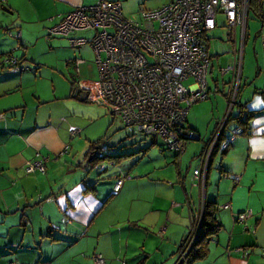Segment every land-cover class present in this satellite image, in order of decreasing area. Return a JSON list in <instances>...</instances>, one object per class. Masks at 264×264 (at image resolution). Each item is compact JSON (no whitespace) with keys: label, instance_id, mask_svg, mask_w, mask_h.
<instances>
[{"label":"crops","instance_id":"0c3cea01","mask_svg":"<svg viewBox=\"0 0 264 264\" xmlns=\"http://www.w3.org/2000/svg\"><path fill=\"white\" fill-rule=\"evenodd\" d=\"M96 1L0 0V8L5 11L0 20L7 22L8 25L5 26L9 28L21 29L23 39L26 37L25 30L31 26V23L39 24L40 32L54 26L68 12L79 6L94 4ZM111 1L120 2L123 15L127 18L121 0ZM169 1L163 0L159 6L146 9V6H143L144 0H138L136 2L138 9L133 11V7L128 10V13H137V17L140 18L141 9H155ZM137 22L143 25L141 20ZM227 28L233 32L235 42L237 31L239 32L240 47L243 49L246 28L245 31L239 25L235 28ZM258 36H261L260 31H258ZM22 39L17 41V47H24ZM84 45L87 44L80 46ZM11 46L12 44L7 45L1 40L0 56L2 53H7L3 50L17 49L16 46ZM236 52L238 53L234 50V55ZM22 57L24 58V55L18 60ZM255 57L258 64L255 80L260 79L259 83L264 86V50L260 57L256 54ZM2 60L0 57V114H2L0 118V264L11 262L15 264H56L53 261L60 253H65L63 256L67 258L70 257L73 252L69 251V246L89 233L90 223L104 208L102 206L105 199L102 201L101 197L107 187H98L100 182L98 178L85 180V176L88 178L87 173L92 169L88 158L83 165L84 170L79 174L62 178L57 175V168L61 166L69 168L72 165L65 158L69 150L67 136L74 135L75 130L66 135L67 132L64 133L58 129L51 120L46 123H37V121L27 123L24 120L27 103L19 97V91L24 88V76L19 70L8 68ZM84 63L85 61L79 64V73L80 66ZM209 73H211L210 69ZM97 84L98 79L95 81L80 80L74 83L78 95L71 94L70 86L69 96L79 100L80 97L86 96V99L80 101L100 103L90 96L98 93ZM208 88L211 90L209 84ZM215 88L217 89V86ZM10 94L15 96L10 98L8 97ZM255 94L259 93L256 91ZM238 96L240 97V89ZM252 102L244 104L248 111L253 112L247 131L236 136L226 150L214 152L205 174V185L202 182L203 172L198 177H195L192 172L194 183L190 186L196 188V204L192 202L191 194H187L185 181H182L180 192L173 190L174 200L169 203L170 210L165 213L162 209L164 206L162 200H165L164 195L167 196V191L164 193L163 190L160 191L163 188L150 186L163 177H153L151 171H146L140 175L135 174L133 179L139 180L146 176L147 182L128 184L127 180L123 179L125 173L122 170L115 172L111 182L123 176L122 185L116 193H112L110 191L112 187H110L108 193L119 195L125 191L135 195L136 204L132 205L135 210H130L128 214L132 223L130 227L133 229L134 241L129 243L127 238L125 245H119L120 248L101 250L100 254L104 259V264H137L140 259L143 260L142 264H176L180 242L183 240V243L200 226V221H202L200 213H202L205 200L215 202L216 217L222 228L208 243L206 256L192 264H264V257L261 254L264 249V119L257 118L258 109L253 106ZM263 105L261 101L258 106ZM187 116L186 126L194 130L188 124ZM220 116L221 111L218 113V121L213 131L204 140L203 147L222 119ZM233 124L234 122L228 124L227 132L234 126ZM197 136L200 139V135L197 134ZM189 142L185 144L181 153L166 150L161 154L164 155L165 152L174 154L173 162L176 163L177 157L185 152ZM216 154L221 155L217 163L218 173L214 172L213 168V158ZM36 158H44V174L40 171L30 173L26 171L27 162ZM200 164L201 160L193 171L200 168ZM96 167L100 172L105 171L103 164ZM224 173L239 175V182L234 183L231 178L225 177ZM179 178L180 182L181 178ZM174 183L166 181L167 186L172 189ZM91 184H94V190L86 192V187ZM176 203H180L178 208L175 207ZM247 209L251 210V215L241 222L238 221L237 214ZM171 212L175 224H172L173 229L169 232L167 227L169 228L170 224L166 225V223L171 220L169 217ZM161 225L162 227L158 230ZM55 246H61L64 250H54Z\"/></svg>","mask_w":264,"mask_h":264},{"label":"rangeland","instance_id":"374dc122","mask_svg":"<svg viewBox=\"0 0 264 264\" xmlns=\"http://www.w3.org/2000/svg\"><path fill=\"white\" fill-rule=\"evenodd\" d=\"M137 1L121 0V3L129 19L141 20L143 24L142 19L137 17V13H128V10L133 7V11L138 9L136 6ZM162 1L144 0L143 6H146V9L153 8L159 6ZM3 13L5 11L0 8V19L4 16ZM216 22L217 26L215 30L209 31L207 36L204 37L205 43L208 45L207 54L211 64V73L207 77L211 90H209L206 99L192 103L187 109L188 116L186 115L188 117V124L200 135V139L190 141L187 144L185 152L177 157V167V162H173L175 158L174 154L168 152H165L164 155L161 154V152L168 150L162 145L161 141L154 142L152 145L150 144V147L142 153L122 158L120 163H115L113 159L104 157L118 153H136L149 146L151 137H144V140H141L140 137H136L140 135L130 136L120 119L110 114L108 109L98 102L80 101L78 98L72 96L70 98L69 89L71 82L77 83L80 80L95 81L99 79L94 62L95 54L90 45L87 44L88 46L84 45L75 48L70 45L67 37L49 35L48 31L50 27L39 32V24L34 25L32 23L30 27L26 28V37L22 39L23 31L21 29L10 27L9 31L12 34H9L5 30L6 27L9 29V26H5L8 23L0 20V41L2 40L7 45L12 44L11 47L18 45V38L15 32L20 30V38L25 44L24 47L16 46V50H3L7 53H2L0 56L3 59L2 61H4L8 57L18 59L24 55L25 60L21 61L22 69L20 70L24 76V88L19 91V97L27 103L24 120L27 123L30 121L46 123L51 120L58 129L64 133L67 132L66 135L72 130L79 131H76L77 133L74 135L67 136L69 150L65 160L72 165L69 168L66 166L57 168V175L62 178L73 174L77 175L80 171H83V165L87 160L85 152L89 149V143L93 142L95 144L94 147L97 148V156L104 157L99 160L98 165L103 164L105 171L100 172L98 167H96L87 173V176L90 178H86L85 174L83 176H85V180L98 178V182H100L97 186L100 188L107 187L101 197L102 201L110 194L108 192L109 188L113 186L111 182L112 176L116 171L122 170L125 173L123 179L127 180L128 184H136V182L144 184V182H147L146 176L139 180L133 179L135 174L140 175L141 173H146V171H151L153 177H163L160 178V181H155L154 185L150 184V186L152 188L155 186L163 188L160 191L163 190L164 193L167 191V196L164 195L165 200H162L164 205L162 209L165 213L167 210H170L169 203L174 200L173 190L175 189L177 192H180L182 181H185L187 194H191V200L196 204V188L190 186L194 183L192 181V172L200 162V157L198 156L203 147V142L213 131L214 125L218 121L219 111H221L222 116L226 109L227 100L225 95L228 94V80L231 76V71L221 74V70L233 65L234 50H237V54H239V50L241 49L239 32L237 31L235 42L233 32L227 28L224 16L219 12L216 15ZM260 25L259 18L252 11L251 13L249 12L245 44L242 49L241 74L239 78L240 97L238 96L237 103L244 105L253 101V106L258 109L256 111V115L258 114L257 118L261 117L264 119V105L258 106L261 101L264 104V97L261 94H255L256 91L264 90V86L259 83L260 79L255 80L257 78L258 65L255 54L260 57L262 50H264L261 36H258ZM92 35L93 32L91 30H83L71 33L69 37H89ZM206 39L208 40L206 41ZM75 59L85 61L80 66V73L78 75L71 63ZM193 81V78L190 77L184 80L183 83L184 85H189ZM216 86L217 89L215 88ZM13 96L15 95L10 94L8 97L13 98ZM247 109L246 107L245 110ZM235 111L236 106L233 109V112ZM19 114L21 115V112ZM192 154L194 156H191ZM220 156V154H216L213 158L214 172L217 173V163L221 158ZM167 180L175 182L173 189L167 186ZM208 187L210 189V186ZM110 191L112 192V188ZM135 204V195L131 192L126 193L123 191L119 195H112L106 204L102 206L104 207L103 209L101 208L102 211L99 214L97 213L98 215L96 214L95 220L90 223V230L87 236L69 246V251L73 252L70 254V257L67 258L63 256L65 253H60L53 263L94 264L95 256H102L100 254L101 250H113L118 248L120 244L125 245L127 238L129 243L134 241L132 237V234H134L133 229L130 227L132 223L128 218V214L130 210H135V208H132V205ZM179 205L180 203H176L175 207L178 208ZM172 214L171 212L169 215L171 218L170 222L166 223V225L170 224L169 228L167 227L169 232L173 229L172 224H175ZM162 225L158 227V230ZM45 246L48 247L46 244ZM58 249L64 250L61 246L54 247V250ZM84 250L85 252H83ZM73 255L74 257H72Z\"/></svg>","mask_w":264,"mask_h":264},{"label":"built area","instance_id":"2783aa9c","mask_svg":"<svg viewBox=\"0 0 264 264\" xmlns=\"http://www.w3.org/2000/svg\"><path fill=\"white\" fill-rule=\"evenodd\" d=\"M251 1L170 0L155 9H141L139 16L144 22L141 25L123 15L120 2L97 0L62 16L48 34L65 36L74 47L90 45L99 74L98 93L90 96L118 117L127 133L151 137L168 150L181 153L189 138L197 136L186 126L187 109L192 103L206 99L209 93L210 60L204 37L217 26L218 12L224 16L227 27L239 25L245 31ZM255 1L264 47V0ZM83 30H91L93 35L69 37ZM8 33L12 34L9 30ZM15 33L19 38L20 30ZM241 61L242 48L239 54L235 53L233 65L221 70V74L230 71L232 74L228 80L226 109L201 152L200 168L193 171L195 177L203 172L204 185L213 153L226 150L236 136L244 133L238 125L226 131L233 109L241 108L237 103ZM81 62L82 59L72 61L77 74ZM190 77L193 83L184 85V80ZM25 169L28 173H44V158L28 161ZM224 176L234 183L240 180L237 174L224 173ZM122 177L115 181L112 192L119 191ZM251 213L250 209L244 210L236 219L241 222ZM196 233L198 229L179 247L177 263L185 260ZM94 264H104L103 257L95 256Z\"/></svg>","mask_w":264,"mask_h":264},{"label":"trees","instance_id":"16d2710c","mask_svg":"<svg viewBox=\"0 0 264 264\" xmlns=\"http://www.w3.org/2000/svg\"><path fill=\"white\" fill-rule=\"evenodd\" d=\"M255 3H256L255 0L251 1L250 13L252 11L255 14V16L257 17L256 4ZM10 29L11 28H9V29L5 28L6 31H8ZM20 40H21V38L19 37L18 41H20ZM207 40L208 39H206V41ZM205 46L208 48V45L206 43H205ZM22 60H25V59L22 57L21 60H18V59H13V57H8L5 61V63L8 65V68L20 71L22 69L21 68L22 67L21 66ZM70 84H71V90H70L71 94L77 96L78 91H77V88L74 87V82H71ZM239 89H240V87H239ZM257 93L264 96V90L257 92ZM239 105L241 107L239 109V111H235V112H232L230 114V122H234V126H237V125L241 126L245 132V131H247L246 129L248 128L250 120L252 119L253 112L245 110V105H242L241 103ZM128 134L130 136H136V135H131L130 133H128ZM136 137H140L141 140H144L143 139L144 137L146 138V136H143V135L136 136ZM150 139L151 140L149 141V146L144 148V149L139 150L136 153H118L115 155H106L104 157L109 158V159H113L115 163H120L122 161V158L130 157V156H133V155H136V154H139V153L146 151L150 147V144L152 145L155 142L154 139H152V138H150ZM97 143H98V141H97ZM94 145L95 144L93 142L89 143V149L85 152L87 158L89 156H92L91 159L89 160V164H90L92 169L95 168L99 164L98 162H100L99 161L100 159L104 158V157L97 156V150H96L97 148H95ZM115 181L113 180L112 184H114ZM93 190H94V184L87 186L85 189L86 192L87 191H93ZM112 193H114V192H112ZM112 193L107 196V198L105 199L103 204H105L107 202V200L113 195ZM216 211H217V207H216L215 202H213L211 200H205L204 209H203V216H202V221L200 224L199 232L196 236V239H195L193 245L191 246V248H190V250L186 256V264H192L194 261L204 258L207 254L208 243L211 241V238L213 236H215L221 230L222 225L216 217ZM182 241L180 242L179 247L181 246ZM142 263H143V260H141V259L137 262V264H142Z\"/></svg>","mask_w":264,"mask_h":264},{"label":"water","instance_id":"95a60500","mask_svg":"<svg viewBox=\"0 0 264 264\" xmlns=\"http://www.w3.org/2000/svg\"><path fill=\"white\" fill-rule=\"evenodd\" d=\"M83 99H86V96H83V97H80V100H83ZM194 131V130H193ZM190 139V141H192V140H199V137L198 136H196V137H191V138H189ZM209 139V138H208ZM208 141V140H207ZM207 141L205 142V144L207 143ZM205 146V145H204ZM204 148V147H203ZM213 155H214V153H213ZM213 155H212V157H213ZM91 157L92 156H89L88 157V161L91 159ZM212 157H211V159H212ZM210 159V160H211ZM205 180H206V178H205ZM205 187V186H204ZM204 199V198H203ZM203 203H204V201H202ZM202 215H203V211H202V213H201V217H202ZM200 224H201V221H200ZM199 228H200V226H199ZM199 228H198V232H199ZM197 234V233H196ZM179 250V249H178ZM188 254V253H187ZM187 256V255H186ZM177 259H178V257H177ZM176 264H186V257H185V260H181V261H179L178 263H177V261H176Z\"/></svg>","mask_w":264,"mask_h":264}]
</instances>
